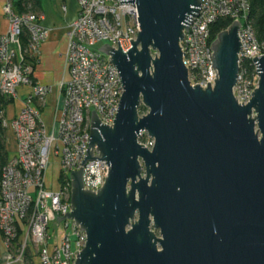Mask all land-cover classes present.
<instances>
[{
  "label": "water",
  "instance_id": "95a60500",
  "mask_svg": "<svg viewBox=\"0 0 264 264\" xmlns=\"http://www.w3.org/2000/svg\"><path fill=\"white\" fill-rule=\"evenodd\" d=\"M135 3L133 48L100 50L120 74L119 112L109 127L93 111L82 164L104 161L109 176L92 193L84 169L73 172L72 212L58 218L87 234L76 264H264V56L254 59L259 86L240 105L235 22L211 47L215 87L193 88L180 44L202 0H120Z\"/></svg>",
  "mask_w": 264,
  "mask_h": 264
},
{
  "label": "built area",
  "instance_id": "2783aa9c",
  "mask_svg": "<svg viewBox=\"0 0 264 264\" xmlns=\"http://www.w3.org/2000/svg\"><path fill=\"white\" fill-rule=\"evenodd\" d=\"M76 2L79 16L69 28L65 55L70 80L61 84L60 108L51 129L45 125L39 107L47 105L52 88L35 84L28 65L38 59L50 30L43 25V16L30 7L16 8L10 0L3 6L9 31L0 36V126L5 132L12 130L17 140L16 155L0 179V232L6 246L16 253L8 261L31 264L27 260L31 256L39 264H76L86 247L87 234L68 219L58 223V218L72 212L71 175L83 168L84 189L92 193H98L109 176L104 161L82 166L90 148L93 111L103 125L113 127L124 95L119 72L100 50L106 45L119 50V42L124 53L131 50V41L136 42L141 31L140 17L137 3ZM250 15V0H202L201 12L180 44L193 88L200 85L205 90L209 83L215 87L219 74L213 68L211 47L217 37L213 38L211 29L219 20L228 19L231 26L242 24L239 38L243 50L234 96L240 105L250 103L259 86L254 59L264 56V43L259 41ZM249 62L254 72L248 69ZM21 87L31 88L32 93L19 114L8 120L3 102L14 100ZM52 160L58 161V173L50 184Z\"/></svg>",
  "mask_w": 264,
  "mask_h": 264
},
{
  "label": "crops",
  "instance_id": "0c3cea01",
  "mask_svg": "<svg viewBox=\"0 0 264 264\" xmlns=\"http://www.w3.org/2000/svg\"><path fill=\"white\" fill-rule=\"evenodd\" d=\"M9 0H0V36L9 31V21L3 14V6ZM16 8L21 9L22 0H10ZM65 8V10H64ZM36 13L43 16V25L50 30L49 38L41 45L40 54L36 61L28 62L32 71L35 84H41L52 88L47 105L39 107L45 125L51 129L54 118L60 108V87L62 83L70 80L69 71L66 68L65 55L68 48V31L70 26L78 19L79 6L76 0H37ZM32 93L29 87H21L17 91V97L5 107L8 120H13L24 106L27 97ZM5 147L8 153V161L16 155L17 140L12 132H5ZM11 254L16 257L13 248L6 246L0 232V264H21L16 261H8ZM31 264H39L37 259L28 256Z\"/></svg>",
  "mask_w": 264,
  "mask_h": 264
},
{
  "label": "trees",
  "instance_id": "16d2710c",
  "mask_svg": "<svg viewBox=\"0 0 264 264\" xmlns=\"http://www.w3.org/2000/svg\"><path fill=\"white\" fill-rule=\"evenodd\" d=\"M21 8L27 9L30 7V9L33 12H36L37 7V0H22L21 2ZM250 6H251V15L250 20L257 32L258 39L261 43H264V0H250ZM231 26V21L228 19L225 20H219L211 29L213 38H216L227 30ZM247 67L250 70V72H254V66L252 65V62L247 63ZM12 102L6 101L3 102V110L7 105H9ZM146 113V109L141 108V114ZM8 163V153L6 151L5 147V130L0 126V179L2 176V172L4 167Z\"/></svg>",
  "mask_w": 264,
  "mask_h": 264
},
{
  "label": "rangeland",
  "instance_id": "374dc122",
  "mask_svg": "<svg viewBox=\"0 0 264 264\" xmlns=\"http://www.w3.org/2000/svg\"><path fill=\"white\" fill-rule=\"evenodd\" d=\"M147 112V111H146ZM146 114V113H144ZM143 115V113L141 114ZM141 142L144 146L148 147V148H151V146L153 145L154 141L152 139H150L148 137V135H144L141 139ZM52 165L49 169V172H48V182L51 184V182L53 181V179H55L56 177V174L58 173V161L57 160H52ZM53 231H54V228L51 227L50 228V234L53 235Z\"/></svg>",
  "mask_w": 264,
  "mask_h": 264
}]
</instances>
